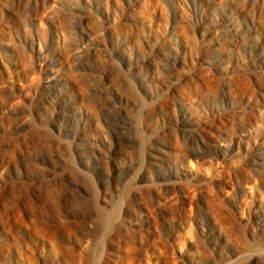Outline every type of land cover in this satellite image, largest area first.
Instances as JSON below:
<instances>
[{"label": "rangeland", "instance_id": "rangeland-1", "mask_svg": "<svg viewBox=\"0 0 264 264\" xmlns=\"http://www.w3.org/2000/svg\"><path fill=\"white\" fill-rule=\"evenodd\" d=\"M0 264H264V0H0Z\"/></svg>", "mask_w": 264, "mask_h": 264}, {"label": "bare ground", "instance_id": "bare-ground-1", "mask_svg": "<svg viewBox=\"0 0 264 264\" xmlns=\"http://www.w3.org/2000/svg\"><path fill=\"white\" fill-rule=\"evenodd\" d=\"M80 53V52H79ZM182 61V60H181ZM175 106H176V103H175ZM173 111H174V113H175V111H176V107H173ZM199 133H204V130H201ZM198 133V134H199ZM205 139H203V141H204ZM201 141H202V137H201ZM202 141V142H203ZM204 145V144H203ZM206 147V146H205ZM157 148V147H156ZM197 149V148H196ZM152 156H155V155H152ZM163 197V196H162ZM172 197V196H171ZM180 197V196H179ZM177 198V197H176ZM171 201V200H170ZM167 203H168V201H167ZM175 203H177V201H176V199H175ZM202 232L203 233H205L203 230H202Z\"/></svg>", "mask_w": 264, "mask_h": 264}]
</instances>
